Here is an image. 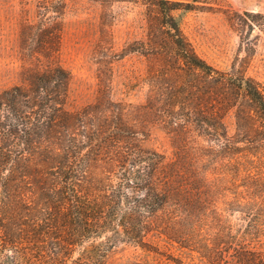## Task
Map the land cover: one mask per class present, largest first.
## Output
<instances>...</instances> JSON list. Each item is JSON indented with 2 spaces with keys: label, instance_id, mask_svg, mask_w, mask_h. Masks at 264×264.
Segmentation results:
<instances>
[{
  "label": "trees",
  "instance_id": "obj_1",
  "mask_svg": "<svg viewBox=\"0 0 264 264\" xmlns=\"http://www.w3.org/2000/svg\"><path fill=\"white\" fill-rule=\"evenodd\" d=\"M146 1L155 10L151 55L162 62L149 76L150 109L170 128L213 143L206 155L222 168L234 161L227 171L236 174L243 160L260 166L237 185L245 191L231 192L239 222L210 208L195 169L185 175L177 162L140 147L105 156L129 143L120 134L127 129L122 121L87 122L89 110L64 111L70 75L56 67L0 93V264H106L118 244L144 247L152 233L207 264H264V87L243 68L222 71L196 52L174 13L196 10L199 0ZM230 114L233 134L224 122ZM98 161L116 164L99 176L91 169ZM33 185L40 189L34 206L26 194Z\"/></svg>",
  "mask_w": 264,
  "mask_h": 264
},
{
  "label": "rangeland",
  "instance_id": "obj_2",
  "mask_svg": "<svg viewBox=\"0 0 264 264\" xmlns=\"http://www.w3.org/2000/svg\"><path fill=\"white\" fill-rule=\"evenodd\" d=\"M195 4L196 10H178L174 15L199 56L222 71L234 65L243 68L264 87V0H199ZM154 13L146 0H0V93L28 87L35 75L63 68L70 75L64 111L78 115L89 110L87 122L106 126L122 121L127 129L120 134L129 136V143L121 141L105 156L115 157L126 146L140 147L160 153L166 162H177L185 175L186 169H195L204 179L210 208H218L225 218L238 223L240 216L232 211L239 208L231 206V192L245 191L237 190V185L248 184L250 172L256 174L253 167L260 166L243 160L236 174L227 171L234 161L222 168L218 158L207 157L206 148L213 143L194 131L170 128L161 122L159 110L156 114L150 109L154 88L149 76L162 65L151 55L148 36ZM224 122L233 134L234 117L230 114ZM115 164L98 161L91 169L100 176ZM26 194L28 204L36 205L39 187H28ZM105 261L207 264L199 253L156 233L147 237L144 247L118 244Z\"/></svg>",
  "mask_w": 264,
  "mask_h": 264
}]
</instances>
